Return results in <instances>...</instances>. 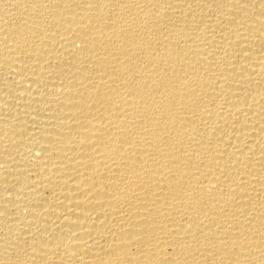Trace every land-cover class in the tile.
Masks as SVG:
<instances>
[{"label":"bare ground","instance_id":"bare-ground-1","mask_svg":"<svg viewBox=\"0 0 264 264\" xmlns=\"http://www.w3.org/2000/svg\"><path fill=\"white\" fill-rule=\"evenodd\" d=\"M0 264H264V0H0Z\"/></svg>","mask_w":264,"mask_h":264}]
</instances>
